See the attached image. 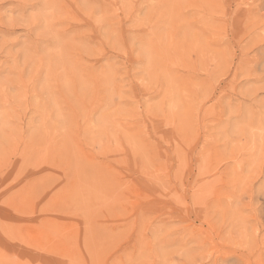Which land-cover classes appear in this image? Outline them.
I'll return each mask as SVG.
<instances>
[{"label": "rangeland", "instance_id": "1", "mask_svg": "<svg viewBox=\"0 0 264 264\" xmlns=\"http://www.w3.org/2000/svg\"><path fill=\"white\" fill-rule=\"evenodd\" d=\"M262 198L264 0H0V264H264Z\"/></svg>", "mask_w": 264, "mask_h": 264}, {"label": "bare ground", "instance_id": "2", "mask_svg": "<svg viewBox=\"0 0 264 264\" xmlns=\"http://www.w3.org/2000/svg\"><path fill=\"white\" fill-rule=\"evenodd\" d=\"M260 196H261V195H260ZM261 197H262V196H261ZM262 199H263V198H262ZM263 200H264V199H263ZM261 205H262V204H260V207H259L258 209H255V208H254V211H255L256 213L259 212V213H261V214H264V210H263V208H262L263 206H261Z\"/></svg>", "mask_w": 264, "mask_h": 264}]
</instances>
